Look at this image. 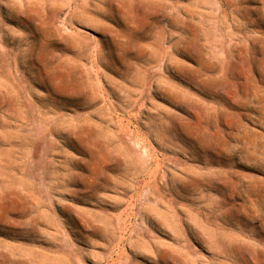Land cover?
Listing matches in <instances>:
<instances>
[{
    "label": "rangeland",
    "instance_id": "obj_1",
    "mask_svg": "<svg viewBox=\"0 0 264 264\" xmlns=\"http://www.w3.org/2000/svg\"><path fill=\"white\" fill-rule=\"evenodd\" d=\"M0 264H264V0H0Z\"/></svg>",
    "mask_w": 264,
    "mask_h": 264
},
{
    "label": "bare ground",
    "instance_id": "obj_2",
    "mask_svg": "<svg viewBox=\"0 0 264 264\" xmlns=\"http://www.w3.org/2000/svg\"><path fill=\"white\" fill-rule=\"evenodd\" d=\"M165 13H169V12H165ZM180 13H181V10L177 11V13H176L175 16H177V17H181ZM169 14H170V13H169ZM169 14H165V16H164V17L166 18V20L169 19ZM182 16L185 18V21H186L188 24H189V22H191L192 17H191L187 12L183 11V12H182ZM92 31H94V30H92Z\"/></svg>",
    "mask_w": 264,
    "mask_h": 264
}]
</instances>
